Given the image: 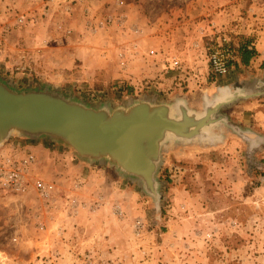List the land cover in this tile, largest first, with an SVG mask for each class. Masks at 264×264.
I'll return each instance as SVG.
<instances>
[{
    "label": "rangeland",
    "instance_id": "obj_1",
    "mask_svg": "<svg viewBox=\"0 0 264 264\" xmlns=\"http://www.w3.org/2000/svg\"><path fill=\"white\" fill-rule=\"evenodd\" d=\"M222 36L256 55L215 76L209 48ZM0 84L91 109L166 103L177 116L176 104L194 122L214 108L198 135L166 137L151 191L98 160L77 215L0 193V264H264V0H0ZM24 139L10 134L0 153ZM52 143L37 170L66 194L76 175L48 176L45 162L72 153Z\"/></svg>",
    "mask_w": 264,
    "mask_h": 264
},
{
    "label": "water",
    "instance_id": "obj_2",
    "mask_svg": "<svg viewBox=\"0 0 264 264\" xmlns=\"http://www.w3.org/2000/svg\"><path fill=\"white\" fill-rule=\"evenodd\" d=\"M213 112L195 122L186 113L177 120L163 105L138 102L108 113L49 93L13 92L0 84V144L12 133L49 136L78 158L108 161L151 191L164 135L190 139Z\"/></svg>",
    "mask_w": 264,
    "mask_h": 264
},
{
    "label": "built area",
    "instance_id": "obj_3",
    "mask_svg": "<svg viewBox=\"0 0 264 264\" xmlns=\"http://www.w3.org/2000/svg\"><path fill=\"white\" fill-rule=\"evenodd\" d=\"M135 50V51H134ZM136 47L131 50H122L117 55L120 69L127 68V55L135 54ZM146 56H156V50L150 49ZM236 51L229 44L225 36L219 38L217 44L209 48L208 64L210 72L215 76H224L228 74L232 64L238 61ZM130 60V59H129ZM164 65L169 70H177L181 67L180 61L176 56L165 59ZM73 160V159H72ZM38 159L36 154L27 148H20L14 145L11 150L0 153V193L12 197H29L32 195L40 202V208L46 213H52L58 207V211L67 216H74L80 210L85 208L76 196L81 186L80 178L72 181L71 190L66 194H61L56 179H49L45 174L37 170ZM101 197L94 204V208L101 205ZM55 207V208H54ZM46 226L41 220H37L36 229L45 231ZM137 231H140L141 222L135 225ZM49 262H47L48 264Z\"/></svg>",
    "mask_w": 264,
    "mask_h": 264
},
{
    "label": "crops",
    "instance_id": "obj_4",
    "mask_svg": "<svg viewBox=\"0 0 264 264\" xmlns=\"http://www.w3.org/2000/svg\"><path fill=\"white\" fill-rule=\"evenodd\" d=\"M252 60L250 62H252ZM54 87H56V85ZM176 98H177V96L176 97L174 96V100ZM174 100H172V101H174ZM117 108H120V107H117ZM117 108H115V109H117ZM92 109H94V108H92ZM99 109H103V108H99ZM105 110H107V109H105ZM112 110H110V111H112ZM174 110H175L174 114H178V117H180L181 113L179 114L178 111H176V107ZM107 111H109V110H107ZM35 138L36 137H31V138L29 137V139H24V140H26L27 142H30V144H28V146H26V147L28 149H31L37 155V159H38L37 167L39 168L40 167L39 166L40 159H42V157L47 156L46 152H47V150H50L53 147L52 146L53 143H52V140L50 141L48 139V137L44 136V137H41V142H39V144H37L38 139H35ZM83 159L84 158L76 157L73 153H72V155H70V154H68V155L67 154H57L56 158L51 159V160L49 158L48 159L49 161L47 160L45 162L47 164V166H45L47 168L46 172L51 171V173H49L47 175L51 176V177H56V178H59L60 175L62 176V178H67V177L71 178L72 176L74 177V175H76L75 180H76V178L81 179V181H82L81 189H83L88 184V183H86V181L90 178L88 176L86 177V175H88L90 173L92 174L95 172L93 170L96 169L95 163L98 162V160H104V159H94V160L86 159L89 162H84ZM58 164H59V166H58ZM111 165H113V164H111ZM61 166L64 168L63 171L60 170ZM113 167H114V165H113ZM114 168L117 169V167H114ZM117 170H119V169H117ZM39 171H41V170L39 169ZM42 173H45V172H42ZM119 173H121L122 176L131 177V176L125 175L120 170H119ZM98 176L99 175L96 174V177H98ZM97 182L101 183V179H100V181L98 180Z\"/></svg>",
    "mask_w": 264,
    "mask_h": 264
},
{
    "label": "trees",
    "instance_id": "obj_5",
    "mask_svg": "<svg viewBox=\"0 0 264 264\" xmlns=\"http://www.w3.org/2000/svg\"><path fill=\"white\" fill-rule=\"evenodd\" d=\"M255 55H256L255 49L253 48L249 49L246 44H241L237 48L238 63L241 66L247 67L250 61L255 57ZM46 91L48 90H40V89L32 90V92H36V93H45ZM48 92L46 93L48 94ZM49 94H53V93L50 92ZM59 98L65 100L62 97H59ZM46 137H48L49 140H52L49 136H46Z\"/></svg>",
    "mask_w": 264,
    "mask_h": 264
},
{
    "label": "flooded vegetation",
    "instance_id": "obj_6",
    "mask_svg": "<svg viewBox=\"0 0 264 264\" xmlns=\"http://www.w3.org/2000/svg\"><path fill=\"white\" fill-rule=\"evenodd\" d=\"M150 105V104H149ZM158 105H163V106H165L167 109H168V115H169V117H173V118H175V119H179V117H178V115L177 116H174V115H172V116H170V109H169V107H168V105L166 104V103H162V104H158ZM158 105H155V106H158ZM175 107H176V104H175ZM128 108V107H127ZM123 108H117V109H113L112 111H107L106 110V112H108V113H111V112H113V111H115V110H122ZM105 110V109H104ZM176 110L178 111V113H179V110H178V108L176 107ZM174 112V111H173ZM169 136V138H172V139H175V138H178L179 139V137H177L176 135H174V134H165L164 135V139H163V141H162V143L160 144V149H159V155H160V150H161V146H162V144L165 142V140H166V137H168Z\"/></svg>",
    "mask_w": 264,
    "mask_h": 264
}]
</instances>
